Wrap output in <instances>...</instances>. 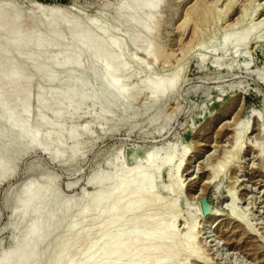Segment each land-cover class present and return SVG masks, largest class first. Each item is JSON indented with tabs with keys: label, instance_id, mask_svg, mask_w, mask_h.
<instances>
[{
	"label": "rangeland",
	"instance_id": "1",
	"mask_svg": "<svg viewBox=\"0 0 264 264\" xmlns=\"http://www.w3.org/2000/svg\"><path fill=\"white\" fill-rule=\"evenodd\" d=\"M135 1L0 0V8L4 6L2 11L7 17L20 14L23 25L19 35L31 33L39 34L40 38L50 37L48 40H58L68 51L79 50L80 40L89 37L105 46L117 42L118 54L122 50L123 57L118 55L111 67L124 60L126 63H122L132 74L127 87L139 92L134 100L131 93L120 100L123 115L119 108L107 106L112 94L109 93L108 98L100 96L103 78L94 79L91 74L95 67V63H91L94 49L81 53L85 68L76 75L80 78L77 82L91 84L89 94L96 97L97 100L93 97L96 103L85 104L74 116L67 112L53 127L58 133L69 129L77 131L85 124L89 126L81 156L67 163L53 161L37 148L18 154L13 174L11 172L0 181V257L18 247V234L25 233L33 221L29 218L17 227L12 225L17 200L28 182L43 184L41 187L46 189V180L50 179L49 187L57 190L58 199L69 198L72 203L79 200L81 211L98 191L90 185L95 175L108 173L109 179L112 178L99 186V190L106 193L119 177L120 169L128 173L138 170L152 155L158 156L157 160L173 157L174 162L153 174L150 194L158 198L162 209L153 212L151 233L158 232L167 215V207L175 201L177 213L163 226L174 223L178 238L183 243H187L188 238L193 240L190 248L199 256L200 263L186 259L184 252L179 251L177 264H225L219 260L222 257L231 264H264V0H159L160 19L150 34L141 27V23L151 19L148 14L122 11V7L139 9L148 3L147 0L144 4L143 0ZM51 8H55V13L48 23L42 24ZM53 24L58 25L51 27ZM35 25L38 26L33 28ZM77 26L82 29L79 36L74 35ZM147 47L149 53H145ZM19 50L24 51L23 48ZM52 52L47 49L39 54L34 66L43 68ZM19 53L17 48L9 46L5 57L0 55V59L10 63ZM24 64L27 68L25 79L32 85L29 108L32 124L29 126L35 128L39 112L37 90L57 93L72 78H65L63 69L52 67L50 75L61 77L62 81L49 82L38 75V67L37 70L29 62ZM22 65L18 62L17 68ZM173 76H177L175 92L153 102L148 89L145 90L151 86L150 80L151 84H158ZM13 93L11 88L5 87L0 101ZM47 100L48 105L53 102L51 97ZM124 103L130 105L123 106ZM100 114L103 117L95 122ZM46 116L47 121L52 120L50 114ZM157 118H162L164 123L150 125V120ZM48 129L41 127L40 136ZM237 131L246 132L238 145L242 146L239 153ZM2 142L0 140V145ZM66 145L70 147L71 142L67 141ZM171 150L173 154L170 155ZM111 161L118 162L116 170ZM214 171H219L215 181L212 179ZM191 179L195 181L190 186ZM169 188L173 191H168ZM233 198L231 206L244 217L243 224L228 219ZM147 210L148 204H142L136 211L137 218ZM72 218L61 226L63 229L53 232L48 245L40 247L41 264H79L88 248L104 233L100 218L99 222L98 219L93 221L90 233L72 232L69 225L81 221ZM134 226L122 225L115 233L119 236L132 233ZM190 230L194 233H189ZM200 230L203 234L198 233ZM143 236L142 231L135 234L140 240ZM202 237L213 250L205 247ZM66 238L71 239L72 251L68 259L56 263L52 257Z\"/></svg>",
	"mask_w": 264,
	"mask_h": 264
},
{
	"label": "bare ground",
	"instance_id": "2",
	"mask_svg": "<svg viewBox=\"0 0 264 264\" xmlns=\"http://www.w3.org/2000/svg\"><path fill=\"white\" fill-rule=\"evenodd\" d=\"M138 1L139 0H136L135 2L137 3ZM145 1L146 0H143V4ZM146 2L148 3L139 9L136 7H122V11L128 9L131 13L136 12L148 14L151 19L148 22L145 20L144 23H141V27L150 34L160 19L158 16L159 0H147ZM160 2L162 3V1ZM3 7L4 6H2V9ZM2 9L0 8V55L5 57L6 49L9 46L17 48L20 53L16 56V59L10 63H5L3 58L0 59V96L5 87L11 88L12 92L14 91L13 95H10L11 97H3L6 99H2V104L0 103V140L3 142L5 141L4 145L3 142L2 145H0V181H2L1 179L6 175H9L11 172L13 174V169L15 167L14 164L18 158V154L20 152L22 153V151L26 152L25 150L29 148H37L41 150L43 153L49 155L53 161L70 163L77 160L81 156L82 149L84 147L83 140L88 135L89 126H86L85 124L77 131L75 129V131L69 129L58 133L53 131V127L57 125L58 121L67 112H69L71 116H74V114L80 111L85 104L96 103L93 99L95 96L92 97L89 94V86L91 84L89 85L88 81L83 83L81 81V83H78L80 78L76 76L78 73L82 72V69L85 68V61H82L81 59L82 52L94 49V52L91 55L93 62L91 61V63H95V67L91 69V74L94 79L103 78L100 96L108 98V94H112V98L107 99V106L117 107L121 112L122 106H119L120 100L130 93L132 94L134 100L139 93L137 90H130L127 87L128 79L132 74L125 66L126 64L124 65L122 63L124 60L116 62V66L111 67V63L115 60L117 61V56L119 55L120 57L122 55V50L120 51L121 53L119 52L118 54L119 50L117 48V42L110 43L108 46H105L101 43H96V41L94 42L89 37L90 34L87 33L89 34L87 35L89 38H82L83 40H80L79 47L77 48L79 50L73 49L68 51L66 50V47V49L63 47L64 45L62 46L58 43V40H48L51 39L50 37L48 39L40 38L37 37L39 34L34 36L31 33L19 35L18 33L20 27L23 25L19 16L20 14L17 13L16 16L10 18L7 17ZM256 11L258 12V10ZM54 13L55 8L49 9L45 19L42 21V24L48 23L50 16ZM130 23L133 24V22ZM57 25L58 24H53L50 26L57 27ZM37 26L38 25H35L33 28ZM81 32V27L77 26L75 28L74 35L79 36ZM84 32L86 33V31ZM83 34L81 37L84 36ZM46 35L45 37H47ZM81 37L77 38L81 39ZM19 48H23L24 51L21 52ZM47 49H52L53 52L45 61V66L41 69L38 66H34V62H37V56ZM149 52V47H147V49H145V53ZM122 57L123 56H121V58ZM18 62H22L23 65L21 68H17ZM24 62H29L31 65L33 64L36 69L38 67L40 69L38 75L49 82L62 81L61 77L57 76L58 78H56V76H54V78L50 75L52 70L49 71V68L52 67H59L63 69L66 75L65 78H72V81L69 80L70 82L63 86V90L59 89L60 92L57 90V93L50 92L55 90H37L39 92V112L37 114V125L35 128L29 126L32 124L30 123V121L32 122V120H30L32 118L30 115L32 114H30L31 111L29 110V108L31 109L30 100L32 97V85L25 79L27 68ZM75 77L78 79L76 78L77 80H75ZM158 82V84L153 83L155 84L153 85L151 84L152 80H150L151 86L146 87V89L144 88L145 90L148 89V94L155 103H157L160 99H163V97L167 96L169 93L171 94L175 92V88H177V76H173L163 82ZM146 83L148 84L149 81ZM49 97L53 99V102L50 101V105L47 104V101H49L47 99ZM128 99L131 98L128 97ZM125 103L123 106L131 102L127 104ZM127 107L128 106H126L125 110ZM47 113L51 115V121H47L49 120L46 119ZM121 114L123 115L122 112ZM102 117V114L98 115L95 118V122L100 121ZM159 121L164 123L162 118H157L151 119L150 125H154ZM43 126H47L49 129L45 131L42 136H40L42 133L40 132V128ZM245 133L246 132L241 131H237L236 133V148L238 153L242 149V146L238 145L243 139ZM67 141L71 142L70 147H67ZM172 151L173 150H171V152ZM13 152L16 153L13 155L11 154ZM169 154L171 155L173 152H169ZM156 158H158V156L153 157L151 155L143 163L142 168L147 167L149 168L148 171H144L147 170V168H143L144 170L142 171V168L139 166L138 170L141 169V171L135 169L128 173L125 170L122 169L121 171L120 169L119 177L110 186L106 193H104L105 191L103 192L99 190V186L108 181V173L106 172L107 174H105V176L100 175L101 177H97L98 175H95L97 178H92L90 185L97 188L98 191L91 196V200L87 201L89 204H87V207L81 211L79 210L81 204L79 200L72 203L70 202L72 200L68 201L69 198L68 200L66 198L65 200L64 198L58 199L59 196H57V190H53L49 187L51 184L49 181L50 179L46 178V189L41 187L43 184H40L39 186L37 185L38 183L34 184L33 182L32 184L31 182H28L29 184L24 187L17 200L12 216V225L17 227V225L23 222L25 223L29 218H32L33 221L30 223L31 225L25 233H21L20 236L18 234L19 238H16L17 242H19L18 247L16 249L13 248V250L10 249L11 251L1 255L0 264H30L31 262H34V264H41L43 259L42 256H40L42 255L41 251L39 252L40 247L48 245L46 243L47 241H50L49 237H52L53 232H56L57 229L59 230L70 217L81 219L79 223L73 226L69 225L72 232L73 230H77L79 232L90 233L92 231L93 221L98 219L97 221L99 222V218L101 219L100 226L104 228V233L92 247L88 248L85 257L79 264H177L176 257L179 251L184 252L186 259H192L199 262V256H197L193 248H190L193 240L188 238L187 243H183V241L178 238V232L175 229L176 227H174V223L171 225L168 224L167 227L163 226L166 224L165 222L169 217H173L174 214L177 213L175 201H172L167 207V215L163 219L158 232L156 234L151 233L150 226L152 225L154 219L153 212L162 209L159 200H157L158 198L156 197V199L152 194H150L152 186L154 185L155 175L153 174H155L157 170L161 171L170 167L174 162L173 157H167V159L164 160H157ZM117 159L118 158L115 160ZM111 162L113 163V161ZM116 163L111 164L114 170H116ZM180 166L181 163L178 165L177 169L181 168ZM118 168L119 167H117V169ZM124 172L128 174L126 175ZM218 174L219 171L213 172V181H215ZM110 179L109 181H111ZM193 181H195V179H191L188 185H190ZM71 187L72 185H69V188ZM179 188H182L181 184ZM169 190L173 191V188H169L168 191ZM233 201L234 198L230 203V208L227 214L228 219L230 221H236L243 224L245 219L237 213L234 207L231 206ZM144 203L148 204V210L141 218H137L138 215L136 214V211ZM97 221L95 223H97ZM127 224H134V231L123 236H119L118 233V235H116L115 230L118 227ZM139 231L144 233L141 240L135 237V234ZM189 233L193 234L194 232L190 230ZM198 233L201 234V230ZM193 238L195 240L196 237ZM203 243L206 248L208 247L209 250H213V247L210 246L208 240L203 238ZM209 246L211 248H209ZM189 248L191 249L190 251H188ZM71 251V239H63L59 244L57 251L53 255L52 260L56 263H60L68 259ZM219 258L220 257L218 256V259ZM219 260L220 262H225V264H231L223 257Z\"/></svg>",
	"mask_w": 264,
	"mask_h": 264
}]
</instances>
